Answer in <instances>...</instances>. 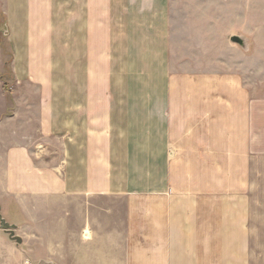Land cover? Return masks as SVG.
<instances>
[{
	"label": "crops",
	"instance_id": "1",
	"mask_svg": "<svg viewBox=\"0 0 264 264\" xmlns=\"http://www.w3.org/2000/svg\"><path fill=\"white\" fill-rule=\"evenodd\" d=\"M167 2L0 0V95L6 78L19 105L0 121V217L23 251L0 227V264H252L264 105L231 102L227 168L189 158Z\"/></svg>",
	"mask_w": 264,
	"mask_h": 264
},
{
	"label": "rangeland",
	"instance_id": "2",
	"mask_svg": "<svg viewBox=\"0 0 264 264\" xmlns=\"http://www.w3.org/2000/svg\"><path fill=\"white\" fill-rule=\"evenodd\" d=\"M166 8L172 21L169 59L173 95H188L178 101L181 115L188 118L189 131L183 132L187 152L204 153L189 158H198L199 164L206 160L202 166L206 174L213 159L227 168L231 102L250 95L254 108L264 105V0H168ZM234 36L241 37L243 43L233 41ZM4 81L0 121L5 123L6 116L19 105L12 95L13 85L6 78ZM260 146L252 152L250 164L252 264H264V155L255 153L264 150ZM196 164L195 171L200 168ZM14 234L21 237L19 228ZM10 239L13 254H22V242Z\"/></svg>",
	"mask_w": 264,
	"mask_h": 264
},
{
	"label": "water",
	"instance_id": "3",
	"mask_svg": "<svg viewBox=\"0 0 264 264\" xmlns=\"http://www.w3.org/2000/svg\"><path fill=\"white\" fill-rule=\"evenodd\" d=\"M233 41L239 42V43H243V40L241 37L239 36H234L232 38ZM0 222H1V227L3 229H6L10 232V237L13 239H16L18 242H22L21 237L17 236L14 234L15 230H16V225L15 224H11L8 221H6V219H4L3 217H0Z\"/></svg>",
	"mask_w": 264,
	"mask_h": 264
},
{
	"label": "built area",
	"instance_id": "4",
	"mask_svg": "<svg viewBox=\"0 0 264 264\" xmlns=\"http://www.w3.org/2000/svg\"><path fill=\"white\" fill-rule=\"evenodd\" d=\"M29 263V261H27Z\"/></svg>",
	"mask_w": 264,
	"mask_h": 264
}]
</instances>
